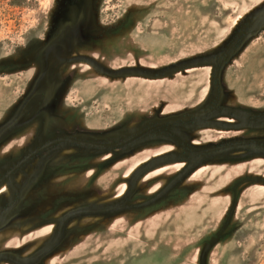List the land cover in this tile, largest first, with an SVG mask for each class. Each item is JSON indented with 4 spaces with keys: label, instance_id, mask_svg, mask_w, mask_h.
Listing matches in <instances>:
<instances>
[{
    "label": "rangeland",
    "instance_id": "374dc122",
    "mask_svg": "<svg viewBox=\"0 0 264 264\" xmlns=\"http://www.w3.org/2000/svg\"><path fill=\"white\" fill-rule=\"evenodd\" d=\"M163 122L0 180V264H264V0H0V177Z\"/></svg>",
    "mask_w": 264,
    "mask_h": 264
},
{
    "label": "water",
    "instance_id": "95a60500",
    "mask_svg": "<svg viewBox=\"0 0 264 264\" xmlns=\"http://www.w3.org/2000/svg\"><path fill=\"white\" fill-rule=\"evenodd\" d=\"M178 122L180 123L181 121H178ZM175 124L176 122H163L156 126H152L150 128L144 129L140 133H137L136 135H133L121 142L101 143V142L88 141V140H84V139L77 138V137L67 136V137H62V138L53 140L49 143H45V144L40 143V145L37 148H35L33 151L28 152L21 160H19L16 164H14L13 167L3 177H1V179L3 181H8L10 183L13 175H15L17 172L22 170L33 159L37 158L38 156H40L47 150H50L53 147H56L61 144H70V145H76V146H79L81 148H86V149H98V150L108 151V150L126 147L132 144L133 142L143 138L144 136L152 133L154 130L158 128L164 127L165 129H167L168 127L174 126ZM257 144H259V142L238 141V142L229 143V144H225V145H221L217 147H212V148L205 149L199 152H194V154L209 155L212 153H217V152L228 150V149L247 147V146L257 145Z\"/></svg>",
    "mask_w": 264,
    "mask_h": 264
},
{
    "label": "crops",
    "instance_id": "0c3cea01",
    "mask_svg": "<svg viewBox=\"0 0 264 264\" xmlns=\"http://www.w3.org/2000/svg\"><path fill=\"white\" fill-rule=\"evenodd\" d=\"M42 156V155H41ZM1 172V171H0ZM15 178V176L13 177V179ZM0 180H2L1 179V177H0ZM25 183H24V185L22 186V187H17L16 185H13V183L12 184H9L10 185V187L13 189V191L15 192V194L16 195H18V194H22V196H21V200H18L17 202H13L12 204L11 203H9L7 206V208L6 209H2V210H0V213L1 214H3V215H1L0 214V218H1V222H0V224H2V221L4 220L5 221V216L4 215H10L12 212H14L15 210H17L18 208H20V206L21 205H23L24 204V202H23V200L24 199H26L27 197H26V191L27 190H29V188H28V184H27V182H28V180L27 181H24ZM17 184V183H16ZM19 185V184H18ZM16 215V214H15ZM45 221H47V219L45 220ZM44 221V222H45ZM53 223H56V225H57V221H55V222H53ZM50 224H52V223H50ZM56 225H55V227H56Z\"/></svg>",
    "mask_w": 264,
    "mask_h": 264
}]
</instances>
